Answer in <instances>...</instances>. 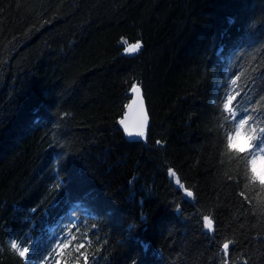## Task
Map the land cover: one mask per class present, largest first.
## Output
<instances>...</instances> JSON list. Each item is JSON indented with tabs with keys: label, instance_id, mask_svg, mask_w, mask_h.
Returning <instances> with one entry per match:
<instances>
[{
	"label": "trees",
	"instance_id": "1",
	"mask_svg": "<svg viewBox=\"0 0 264 264\" xmlns=\"http://www.w3.org/2000/svg\"><path fill=\"white\" fill-rule=\"evenodd\" d=\"M133 84L150 126L127 140ZM244 115L264 127V0H0V264L69 215L89 264H264Z\"/></svg>",
	"mask_w": 264,
	"mask_h": 264
},
{
	"label": "snow or ice",
	"instance_id": "2",
	"mask_svg": "<svg viewBox=\"0 0 264 264\" xmlns=\"http://www.w3.org/2000/svg\"><path fill=\"white\" fill-rule=\"evenodd\" d=\"M140 47H141V44L139 41H137L135 44H128V46L124 48V52L133 53V52H136ZM256 71H258V69H256ZM233 83H235V81H233ZM132 91L139 92L138 86L133 84ZM233 99L235 98L231 96H228L225 99L223 108L226 111H230V105ZM235 119L236 118L234 117V120ZM250 119L251 117L247 115H244L238 119V121L236 122L234 133L229 134L227 137V147L230 151H233L241 156H243L245 152H248L249 154L252 155L251 160L248 161L250 165L251 179L258 180L262 185H264V157L260 158L261 168L258 170L257 168L258 158L255 154H253V152L256 150L260 152H264V127L259 128V132H257V129L255 127L251 129H247L245 125L249 123ZM120 123L124 124V121L121 120ZM125 131L128 132L127 127H125ZM128 134L132 135L131 132H128ZM137 135H139V133H137ZM169 174L171 176H175V173L172 171V169H169ZM177 183H179V181H177ZM181 187H183V185H181ZM187 195L192 196L193 193L189 191L187 192ZM204 219L205 221H208L209 218L205 216ZM69 224L72 225L71 218H69ZM72 226L75 227V225H72ZM92 227L95 228L96 225L93 224ZM76 232H79V228H76ZM80 239L87 240L88 239L87 233L83 234V236L80 237ZM77 240H78L77 235L72 233L71 228H70L68 234L64 236L63 240L57 242L56 250L58 253H62L64 249L72 248L73 251L77 253L75 264H79V260L81 257L83 258V264H89V256L87 252L82 251V249H85L86 247L85 243L75 242ZM223 247L224 249H227L229 247L228 243H225ZM11 248L13 250H16L19 256L21 257H24L25 254L29 251L28 248H23L22 250L19 249L16 240L11 241ZM57 264H61V262L57 260ZM93 264H96L95 257H93Z\"/></svg>",
	"mask_w": 264,
	"mask_h": 264
},
{
	"label": "water",
	"instance_id": "3",
	"mask_svg": "<svg viewBox=\"0 0 264 264\" xmlns=\"http://www.w3.org/2000/svg\"><path fill=\"white\" fill-rule=\"evenodd\" d=\"M137 86L139 92H133L131 89V100L127 104L122 118L120 119V121H124V124H121L120 121L118 122V126L127 140H134L146 135L150 126V118L144 93L142 88L139 85ZM125 127H127L128 132H131L132 135H129L128 132L125 131ZM137 133H139V135H137Z\"/></svg>",
	"mask_w": 264,
	"mask_h": 264
},
{
	"label": "rangeland",
	"instance_id": "4",
	"mask_svg": "<svg viewBox=\"0 0 264 264\" xmlns=\"http://www.w3.org/2000/svg\"><path fill=\"white\" fill-rule=\"evenodd\" d=\"M232 103H233V100L231 102L230 108H232ZM236 118L239 119L240 116H236ZM245 127L247 129L253 128L249 124L245 125ZM253 154H255L258 158L257 168L259 170L261 168L260 158L264 157V152H260L256 150L253 152ZM69 218L72 219V225H74L75 218L72 215H69L67 219L66 218L62 219L57 225H54L50 229L51 238L49 240L51 243L47 247L46 253L42 257H39L37 258V260L34 261L35 264H57V260H59L61 264H63V261L66 258L65 256L67 253H69V250L71 248L64 249L62 253H58L56 249H57V242L63 240L64 236L68 234L70 228L72 231L73 226L69 224ZM22 249L23 248H21V250ZM27 254L28 253L25 254V257H29V259L32 260V257H30Z\"/></svg>",
	"mask_w": 264,
	"mask_h": 264
}]
</instances>
